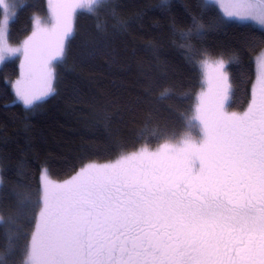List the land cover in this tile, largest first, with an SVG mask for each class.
Listing matches in <instances>:
<instances>
[{"label": "snow or ice", "instance_id": "1", "mask_svg": "<svg viewBox=\"0 0 264 264\" xmlns=\"http://www.w3.org/2000/svg\"><path fill=\"white\" fill-rule=\"evenodd\" d=\"M213 2L224 17L253 22L264 33V0ZM48 3L50 26L35 18L32 35L13 48L6 36L17 0H0V62L22 53L21 79L13 88L27 108L53 92L51 62L65 55L77 11L99 18L111 8L110 0ZM201 19L193 16L191 28L180 33L189 61L197 57L188 41L193 32L201 35ZM103 27L98 19L97 28ZM250 48L260 51L242 114L226 108L231 83L224 59L210 62L201 53L205 75L214 69L216 91L198 98L183 136H165L155 151L144 146L122 152L114 163L87 164L63 183L43 170L34 204L39 211L23 251L14 237L20 215L33 202L30 194L14 191L17 207H0V264H264V39ZM161 95L168 97V90ZM8 200L0 183V201Z\"/></svg>", "mask_w": 264, "mask_h": 264}, {"label": "trees", "instance_id": "2", "mask_svg": "<svg viewBox=\"0 0 264 264\" xmlns=\"http://www.w3.org/2000/svg\"><path fill=\"white\" fill-rule=\"evenodd\" d=\"M46 3L17 0L7 30L10 44L29 34L33 15L47 18ZM110 4L99 18L76 13L65 55L53 66V92L31 108L14 100L15 64L7 61L0 67V183L9 193L0 207H17L14 191L30 194L33 202L20 215V232L14 237L21 251L35 227L43 170L60 181L85 164L111 162L122 152L152 148L164 143L165 136L184 134L201 88L200 62L206 58L201 53L226 63L231 83L226 108L246 106L253 57L260 50L254 52L250 45L264 39L258 26L227 19L205 0ZM193 16L202 18L205 27L188 41L197 50L196 59L189 61L180 33L191 28ZM165 89L168 97L161 95ZM152 130L160 135L150 136ZM11 214L5 212V217Z\"/></svg>", "mask_w": 264, "mask_h": 264}, {"label": "rangeland", "instance_id": "3", "mask_svg": "<svg viewBox=\"0 0 264 264\" xmlns=\"http://www.w3.org/2000/svg\"><path fill=\"white\" fill-rule=\"evenodd\" d=\"M205 1H207V2H211L212 4H214L216 7H217V9L222 13V10L219 8V6L218 5H216L214 2H213V0H205ZM46 16H47V18H44V19H42V18H40L39 16H35V15H33V17H32V23H31V28H30V32H29V34L25 37V38H23L21 41H20V43H18V44H10L9 42H8V39H7V42H8V44L11 46V47H13V48H22V45H23V42L25 41V40H27L31 35H32V32L34 31V28H35V24H34V19L35 18H37V17H39L40 18V20H41V23L42 24H44V25H49L50 26V24H51V15H50V9H49V3H48V0H46ZM54 2H55V0H54ZM79 11H81V10H78L77 12H79ZM76 15V14H75ZM75 15L73 16V18H72V26H73V22H74V17H75ZM222 15H223V13H222ZM13 17V16H12ZM12 17L9 19V21L12 19ZM225 18H227V17H225ZM3 19V9L2 8H0V20H2ZM227 19H229V18H227ZM232 20H234V19H232ZM250 23H252V24H254L253 22H250ZM8 24H9V22H8ZM255 25V24H254ZM257 26V25H256ZM8 30V29H7ZM6 38H7V36H6ZM65 44H66V42H65ZM260 51V50H259ZM258 51V52H259ZM257 52V53H258ZM254 55H256V52H255V54ZM13 59H15V60H13ZM210 62L211 61H214V60H216V59H210V58H207ZM254 59H255V56L253 57V71H254V74H253V81H252V83H251V85H250V94H249V96L247 97V103H246V106L243 108V109H241V110H238V111H232V110H228L227 109V111L229 112V113H231V112H236V113H239V114H242L244 111H246L247 110V108H248V105H249V103H250V100H251V91H252V87H253V85H254V83H255V80H256V75H257V67H256V64H255V62H254ZM57 60H59V59H55V60H53L52 62H51V68H52V73H53V80H52V87L54 86V71H53V66H54V64H55V62L57 61ZM204 60V59H203ZM202 60V61H203ZM13 62L14 64H15V66H16V71H15V76H14V80H13V82L11 83V90H12V92H13V96H14V100H15V102H17V103H19V104H21L23 107H25V105L23 104V102L22 101H20L16 96H15V92H14V88H13V85L15 84V82L18 80V79H21V75H22V71H23V69H22V63L24 62V57H23V55H22V53H17V54H15V55H12V56H9V55H5V59L2 61V62H0V67L5 63V62ZM225 65H226V63H225ZM200 70H201V88H200V90L198 91V93L196 94V96H195V106H194V108L196 107V105H197V103H198V98L201 96V94H203L206 98H208V97H211L214 93H215V91H216V80H215V72H214V69L212 68V67H210L208 70H207V75H205V69L202 67V65H201V63H200ZM54 88V87H53ZM52 93H50L48 96H50ZM48 96H45V97H43L41 100H43V99H45V98H47ZM41 100H38V101H36L35 102V104L37 103V102H39V101H41ZM229 101H230V99H229ZM25 108H27V107H25ZM194 115V114H193ZM192 115V116H193ZM193 123L195 124V125H197L198 124V122H196V121H193ZM192 134H193V136H194V138H196V139H198L199 138V127L198 126H196V127H194V130L192 131ZM181 136H183V135H181ZM161 144H163V143H159V144H157V145H155V146H153L152 148H149L150 150H152V151H155ZM139 150V149H138ZM137 150V151H138ZM94 164V163H93ZM97 165H104V164H97ZM85 166H86V164H85ZM84 167V166H83ZM82 168V167H81ZM80 168V169H81ZM79 169V170H80ZM79 170L78 171H76L75 173H74V175H76L77 174V172H79ZM41 174H42V172H41ZM40 174V175H41ZM74 175H72L70 178H68V179H66V180H63V181H60V182H56V183H63V182H65V181H67V180H70ZM41 186H42V175H41V184H40V190H41Z\"/></svg>", "mask_w": 264, "mask_h": 264}, {"label": "flooded vegetation", "instance_id": "4", "mask_svg": "<svg viewBox=\"0 0 264 264\" xmlns=\"http://www.w3.org/2000/svg\"><path fill=\"white\" fill-rule=\"evenodd\" d=\"M120 157V156H119ZM119 157H117L114 161H111V162H107V163H104V164H109V163H114ZM74 175V174H73ZM72 176V175H71ZM70 176V177H71ZM70 177H68V178H70ZM68 178H66V179H68ZM66 179H63V180H66ZM52 180V179H51ZM63 180H60V181H63ZM52 181H54V180H52ZM60 181H54V182H60Z\"/></svg>", "mask_w": 264, "mask_h": 264}]
</instances>
